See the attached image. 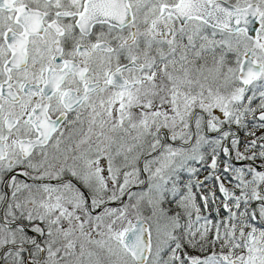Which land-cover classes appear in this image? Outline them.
Returning <instances> with one entry per match:
<instances>
[{
	"label": "snow or ice",
	"instance_id": "obj_1",
	"mask_svg": "<svg viewBox=\"0 0 264 264\" xmlns=\"http://www.w3.org/2000/svg\"><path fill=\"white\" fill-rule=\"evenodd\" d=\"M0 264H264V0H0Z\"/></svg>",
	"mask_w": 264,
	"mask_h": 264
}]
</instances>
